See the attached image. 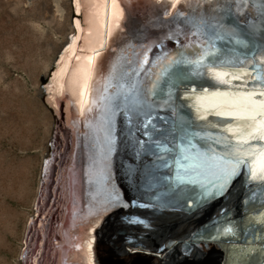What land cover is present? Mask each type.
<instances>
[{"label": "bare ground", "instance_id": "obj_1", "mask_svg": "<svg viewBox=\"0 0 264 264\" xmlns=\"http://www.w3.org/2000/svg\"><path fill=\"white\" fill-rule=\"evenodd\" d=\"M250 1L53 0L54 10L67 23V33L63 35V42L58 40L60 49L44 64L40 76L48 75L44 88L39 87L40 83L38 88L39 95L44 96L42 102L47 111L49 130L42 154L37 198L25 225L26 243L22 244L24 248L20 249L16 264H25V258L26 264H37L43 247L50 249L47 258L56 254L57 264H92L93 230L106 212L120 204L117 200L103 203L100 198L105 179L103 163L110 135L117 128L119 111L127 110L126 115H135L142 110L143 114L139 113V116L146 117L157 86L176 58L199 54L207 44L208 35L217 34L229 17L234 18V11L244 9ZM31 2L34 0H27L23 7H28ZM70 3L79 16L73 20L70 19L71 10H68ZM40 4L45 6L44 2ZM209 9L213 26L201 29L203 36L199 43L198 40L195 42L192 23L198 21L200 10L207 13ZM175 26L183 29L175 44L180 41L183 44L165 57V53L161 55L162 41L175 35ZM197 44H200L199 49ZM255 61L261 66L260 77L250 66V58L237 67L205 66L202 74L207 84H180L175 105L165 106L173 107L170 113L174 117L183 116L181 109H187L195 124L218 132L217 140L224 144L222 154L225 157L208 149L196 153L198 165L188 172L198 184L218 178L217 187H222L228 175L247 169L245 174L252 182L263 181L264 193V53H257ZM145 98L147 102L143 105ZM153 142L149 136L145 140L147 164L141 184L145 192L160 190L157 187L159 173L175 171L171 157H167V164L155 158L157 150ZM48 151L49 157L43 162ZM245 157L249 160L244 165ZM56 170L47 206L46 198ZM169 187L173 195L186 196L188 204H192V197L200 191L192 181ZM83 200L87 201L83 202L85 219L70 212L73 217L68 219L73 222V229L68 232L63 225H50L52 234L44 240L45 215L49 208L64 204L70 211H77L73 208L74 201ZM260 204L257 212L254 210L256 205L249 207L241 222L244 226H256L253 239L237 241L240 235L227 236L222 230L227 223L217 225L214 233L204 236V241L223 249V264H264V201ZM58 212V221H61V210ZM35 228L40 239L32 258L28 240L30 230ZM54 231L59 242L53 239ZM135 240V244L127 246L158 253L150 248L146 239ZM50 259L46 261L48 264H51Z\"/></svg>", "mask_w": 264, "mask_h": 264}, {"label": "water", "instance_id": "obj_2", "mask_svg": "<svg viewBox=\"0 0 264 264\" xmlns=\"http://www.w3.org/2000/svg\"><path fill=\"white\" fill-rule=\"evenodd\" d=\"M69 7L70 19L79 17L71 3ZM199 12L198 21L191 26L192 39L195 42L198 40V43L203 36L202 30L211 29L213 26L212 17L208 14L211 12L210 9L207 13L201 10ZM234 12V18L229 17L217 34L208 35L207 44L199 50V54L176 58L157 86L146 117L139 116V113L143 114L142 110L135 115H126L127 110L119 111L116 117L117 128L110 135V145L103 163L105 179L101 185L100 198L103 201L100 202L117 200L120 204L106 212L93 230L92 264H223L225 260L223 249L215 243L204 241V236L214 233L217 225L227 223L222 229L223 232L230 237L240 235L237 241L254 238L256 226L250 224L244 226L241 222L249 212V207L256 205L254 210L257 212L258 206L264 201L263 181L252 182L245 174L247 169L244 168L242 172L237 171L228 175L222 187H217L220 183L218 178H211L198 184L188 172L198 165L196 153L208 149L225 157L222 154L224 144L218 142L219 137L216 136L218 132L206 130L198 126L200 124H195L187 109H181L183 116L174 117L170 113L173 107L172 109L165 107L175 105L178 99L177 87L180 84H207L203 81L202 74L205 66L237 67L250 58L252 59L250 66L257 73V77L261 76V66L255 61V55L259 52L264 53V0L254 2L251 0L244 9ZM175 27L177 34L162 41L161 55L165 53V57L170 52H175V47L183 44L182 41L175 44L180 38L177 36H182L183 30L181 27ZM199 45L197 44L198 49ZM47 80L48 75L40 77L41 89ZM141 95L144 96L143 93ZM38 97L41 102L44 100L42 93ZM146 102L147 98L143 100V105ZM148 136L154 140L156 146L155 158H159L160 162L165 161L166 164L167 157L174 159L175 171L159 173L157 177L159 191L145 192L144 186H141L144 181L143 171L147 164L145 140ZM224 140L227 142L226 138ZM228 145L230 143H227ZM49 154L50 151L46 153L43 162L48 159ZM245 159L244 165L249 160L248 157ZM56 176L57 170L52 175L45 203L47 206ZM182 181H192L200 190L192 197V204H188L186 196L184 198L175 196L169 189V186H176ZM85 201H74L73 208L76 207L77 211H70L64 204L61 207L54 206L53 202L52 208L50 207L45 215L44 224L47 230L45 229L43 239L52 234L49 231L50 225L55 227L63 225L64 230L68 232L69 229H73V222L68 219L69 216L73 217L70 212H76L81 220L83 217L85 219L83 206ZM59 210L62 213L61 221H58ZM34 214L33 222L36 220ZM26 232L27 229L23 243H26L24 239ZM30 233L27 240L32 250L30 256L33 258L40 234L36 228L30 230ZM54 233L53 239L59 242L58 235L55 231ZM137 238L146 239L150 248L156 249L158 253L131 249L127 246L135 244ZM23 248L24 246L21 250ZM48 249L41 248L37 264H48L46 262L50 259V256L47 258V254L50 255ZM50 262L57 264L56 254Z\"/></svg>", "mask_w": 264, "mask_h": 264}, {"label": "rangeland", "instance_id": "obj_3", "mask_svg": "<svg viewBox=\"0 0 264 264\" xmlns=\"http://www.w3.org/2000/svg\"><path fill=\"white\" fill-rule=\"evenodd\" d=\"M26 1L0 0V264L17 263L32 214L49 130L38 86L67 33L53 0Z\"/></svg>", "mask_w": 264, "mask_h": 264}]
</instances>
